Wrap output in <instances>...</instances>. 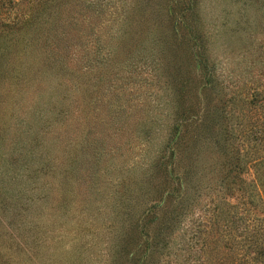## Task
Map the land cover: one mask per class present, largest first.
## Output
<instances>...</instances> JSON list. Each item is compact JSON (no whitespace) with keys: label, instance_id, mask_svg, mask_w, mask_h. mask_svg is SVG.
<instances>
[{"label":"trees","instance_id":"16d2710c","mask_svg":"<svg viewBox=\"0 0 264 264\" xmlns=\"http://www.w3.org/2000/svg\"><path fill=\"white\" fill-rule=\"evenodd\" d=\"M245 1L247 9L264 7V0ZM193 6L194 0H0V85L38 46L55 68L84 76H61L73 91L100 86L79 141L83 109L79 97L63 103L65 89L38 108L46 119L33 133L30 126L5 139L6 128L0 130V264H32L55 227L61 239L63 221L90 212L108 219L105 243L113 251L104 257L111 264H264V41L223 79L195 40ZM153 28L157 39L147 40ZM250 46L236 50L245 54ZM57 123L67 142L52 157L46 142L61 140L46 135ZM161 134L143 178L128 180L145 157L133 158L136 149ZM204 144L218 160L206 167V206L185 220ZM119 159L129 166H116Z\"/></svg>","mask_w":264,"mask_h":264},{"label":"rangeland","instance_id":"374dc122","mask_svg":"<svg viewBox=\"0 0 264 264\" xmlns=\"http://www.w3.org/2000/svg\"><path fill=\"white\" fill-rule=\"evenodd\" d=\"M257 5H259V3ZM262 8L263 9H247L245 0H194L191 25L195 40L200 41L201 44L203 43V50L205 52L204 58L207 67L209 68L215 65L216 73L222 72L221 75L223 79L226 76H231V74H228V71L234 66L238 68L244 67L252 54H255L254 49L264 41V7ZM155 33L156 30H154V28L151 29L147 40L157 39ZM249 35L250 39L248 38ZM160 38L161 37L158 36V40ZM248 44H251V46L245 54L239 53V49L236 50V47L239 48V46H247ZM41 53L38 50V46L37 49L26 51L25 57L15 61V69L17 68V70L10 73V80L5 82L7 84L3 83L0 85V130H5L6 128L7 134L5 133V139L7 135L10 136L11 133L16 135L18 131H25V128H27L29 132L30 126L32 127L33 133L38 127L37 124L40 125L41 120L46 119L38 117V108L51 101H58L60 96L57 97L59 92L57 90L60 89V93H62L65 89L64 92L67 98L63 103L66 104L72 98L75 99L79 97V103L81 109H83L80 118L82 120V125L78 131L76 130V141H79L86 132L84 128L87 125L85 122V114L89 112V98L99 93L100 86H96L95 88L92 87V90L89 88V92H85L80 88L77 90L74 89L73 91L70 88L71 84L65 81L67 76L63 78H61V76L63 74L69 75L73 80L75 78H82V80H84V76L81 75V73H71L64 69L55 68V66L48 61L47 54L45 52ZM69 67L71 68V65H69ZM93 75L94 74L91 73L87 80ZM12 78L17 80V83H15ZM58 81L59 84L57 86ZM73 86L74 84L72 87ZM221 86H218V91L216 92L219 97H222L223 95L221 93L224 92ZM111 96L112 94L108 90L107 98L110 99ZM13 102L15 103L13 104ZM119 102L121 103L122 100H119ZM5 105H8L7 108L12 105L11 112L8 109H4ZM17 107H20V110H17ZM20 121H22V123H20ZM75 123L74 118L71 123L69 122L71 126ZM217 123H219V121ZM59 126L60 124L58 123L56 126H53V130L51 129V132H49L46 137L49 138L53 134H57L59 139L62 138V129L59 128ZM67 128L70 127L67 126ZM157 136L155 137L154 135L149 148H146L145 145H143L141 149L134 148L137 151H135V154L132 156L133 158L141 153H143L145 157L139 163L142 166L139 165V167L135 169L134 174H130L128 180L131 177H137L138 180H141L145 175L155 155L154 152L161 144H159V142H162L165 137L164 134H161L159 138ZM66 142V140H61L59 145L58 143L51 144V141H47L46 143L50 146L48 149V151L51 152L50 156L61 155L59 154L61 152V147H64ZM199 150L197 159L194 162L196 163L195 171H197V174L193 176V188H190V186L188 188V198L186 201V204H188L187 209H192V212L189 213V211H187L185 220L189 218L193 219L194 216L201 213L206 206V167L213 165L216 160H218L215 155L209 156L207 154L206 144H204V146L202 145ZM69 152H71V150H67L64 153ZM120 162L123 164V160L121 159L114 161L116 166H119ZM124 162L125 163L120 166L123 167V169L128 164V162ZM216 164L217 163H215V166ZM246 178H248V176H246ZM71 189L73 192L74 188ZM75 192L76 191H74V193ZM104 203H106L105 198H102L101 205L105 206ZM90 210H92V208L89 209L88 212H90ZM70 212L71 214L74 213L72 209ZM84 217L85 218H79L77 222L76 220L63 221L64 227L62 224L61 239H58L57 236L59 234L55 227L43 246L44 250L40 253V259H35V262L32 261V264H111V262L106 261V257H104L105 252H109L111 255L113 251L111 247L106 249L105 240L110 238L109 233L112 231V229L108 230L104 224L105 221L108 220L107 217L104 215L94 217L91 212L85 213ZM181 226L179 232L182 228ZM48 228L51 230V225H48ZM80 232L82 233L80 234ZM111 234L115 235V233ZM39 260L40 262L38 263Z\"/></svg>","mask_w":264,"mask_h":264}]
</instances>
